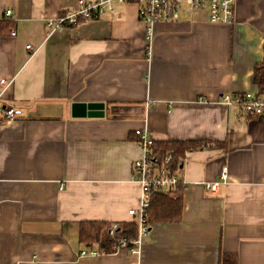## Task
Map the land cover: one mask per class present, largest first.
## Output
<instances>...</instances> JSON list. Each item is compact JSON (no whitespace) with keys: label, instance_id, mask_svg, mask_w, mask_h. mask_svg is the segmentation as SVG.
Instances as JSON below:
<instances>
[{"label":"crops","instance_id":"0c3cea01","mask_svg":"<svg viewBox=\"0 0 264 264\" xmlns=\"http://www.w3.org/2000/svg\"><path fill=\"white\" fill-rule=\"evenodd\" d=\"M77 1L0 0V22L11 23L0 33V264H218L220 252L264 264V111L219 101L255 92L264 0H234L226 24L182 13L150 43L132 2L47 35L46 21ZM75 102L103 103L104 116L72 118ZM137 129L198 143L173 169L186 183L180 219L147 230L137 256L80 257L95 248L79 242L80 223H136ZM222 167L229 182L210 194L203 183Z\"/></svg>","mask_w":264,"mask_h":264},{"label":"built area","instance_id":"2783aa9c","mask_svg":"<svg viewBox=\"0 0 264 264\" xmlns=\"http://www.w3.org/2000/svg\"><path fill=\"white\" fill-rule=\"evenodd\" d=\"M132 2L137 6L139 20L145 27V40L150 43L155 27L161 22H176L180 15H195V13L205 12L207 20L211 24L230 23L233 16L234 0H96L87 2L78 0L77 7L66 11L54 19H49L45 23L47 35H51L65 28L76 27L80 21L98 20L103 16L106 10H112L115 4ZM12 12L5 11V18L11 19ZM15 35L14 32L11 34ZM31 50V46L25 47ZM148 44V52L149 50ZM3 83V82H2ZM201 103H207L201 97L198 98ZM220 103L240 110L246 114L260 115L264 111V97L255 92H246L241 94H224L220 96ZM20 111L13 109H4V115L7 119L19 115ZM137 138L136 146L139 156L133 160L131 166V179L140 187V205L137 209L128 211L130 217H136L138 227L137 238L127 247L125 242H120L114 246L112 253L119 250H127L131 255L137 256L142 239L147 234L145 226V211L149 207L152 194H173L177 187L181 191L186 190V183L179 171L172 169V153L167 152L164 155L156 153L153 149L154 138L148 129H137L134 131ZM228 171L226 167L220 170L217 181L203 183L204 189L210 194H215L222 186L228 184ZM117 229V224H112L107 234L112 236ZM107 254L103 248H88L80 252V257H98Z\"/></svg>","mask_w":264,"mask_h":264},{"label":"trees","instance_id":"16d2710c","mask_svg":"<svg viewBox=\"0 0 264 264\" xmlns=\"http://www.w3.org/2000/svg\"><path fill=\"white\" fill-rule=\"evenodd\" d=\"M10 21L0 22L5 32ZM251 83L255 87V93L264 97V44L263 58L253 67ZM124 109L125 107H120ZM111 116H118L119 110L111 107ZM123 111V110H122ZM198 143L186 141H154L153 149L156 153L164 155L172 153V169L176 168L178 160L186 150L193 149ZM182 210V192L180 186L173 194L154 193L151 197L149 207L145 211V226L149 230L157 223H173L180 219ZM112 223L104 221H84L79 226L78 240L86 246L103 248L107 254H113L114 246L125 242L127 247L137 238V224L134 221L117 223V229L112 236L107 234ZM218 264H237V257L228 253H219Z\"/></svg>","mask_w":264,"mask_h":264},{"label":"water","instance_id":"95a60500","mask_svg":"<svg viewBox=\"0 0 264 264\" xmlns=\"http://www.w3.org/2000/svg\"><path fill=\"white\" fill-rule=\"evenodd\" d=\"M70 113L72 118H102L104 116V104L75 102L70 106Z\"/></svg>","mask_w":264,"mask_h":264}]
</instances>
